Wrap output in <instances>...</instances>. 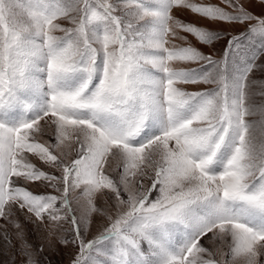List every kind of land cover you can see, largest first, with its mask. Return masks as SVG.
I'll list each match as a JSON object with an SVG mask.
<instances>
[{"label": "snow or ice", "instance_id": "6c2138e0", "mask_svg": "<svg viewBox=\"0 0 264 264\" xmlns=\"http://www.w3.org/2000/svg\"><path fill=\"white\" fill-rule=\"evenodd\" d=\"M250 2L0 0L5 250L11 227L22 264H40L23 216L50 250L76 249L70 264H264V12Z\"/></svg>", "mask_w": 264, "mask_h": 264}, {"label": "rangeland", "instance_id": "374dc122", "mask_svg": "<svg viewBox=\"0 0 264 264\" xmlns=\"http://www.w3.org/2000/svg\"><path fill=\"white\" fill-rule=\"evenodd\" d=\"M196 3H213V4H220V0H194ZM223 6V5H221ZM247 7L250 11L253 13L260 15L262 12H264V9H262L261 6L257 5L255 0H251L250 3L247 4ZM176 15L185 21H192L200 25H204L210 29L215 28H225V25L222 24H213L208 22L205 19L198 18L195 14L191 13L189 10H183L180 12H176ZM242 29L237 28L234 31H241ZM226 39V38H225ZM188 40L191 41L195 46L199 47L200 50L204 52H208L209 48L204 45L197 44L195 39L189 35ZM225 41H221L220 43H224ZM177 43H182L181 41H177ZM192 67H195L193 65ZM189 90H196V86H188ZM201 88L205 87L203 85L199 86ZM30 189L35 193H42L44 191L51 192V189L45 190L44 188L39 186V182H36L35 184H32L29 186ZM21 223L23 224L25 233H26V239L29 244L33 246V250H37L41 245L44 246V252L43 254L38 253V259L40 261V264H70V260L72 259L76 249L75 248H65L60 244H57L55 241H53L54 249L50 250L48 241L46 239V233L43 230H37L34 228V226L31 223H27L24 221V217H19ZM4 221L0 220V224H3ZM9 231L13 233V247L5 250L3 241L0 240V264H6L13 256L16 259V264H22V257L18 254L17 249L19 247L18 242L15 240V229H12L9 227ZM97 231V228L94 227L93 234H95ZM88 238H91L89 236Z\"/></svg>", "mask_w": 264, "mask_h": 264}]
</instances>
